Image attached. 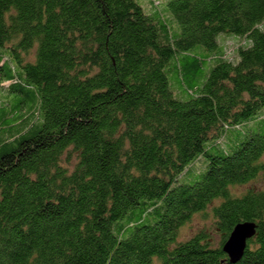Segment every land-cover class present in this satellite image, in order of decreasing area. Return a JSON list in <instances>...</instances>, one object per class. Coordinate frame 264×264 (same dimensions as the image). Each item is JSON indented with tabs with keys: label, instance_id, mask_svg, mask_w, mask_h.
<instances>
[{
	"label": "trees",
	"instance_id": "obj_1",
	"mask_svg": "<svg viewBox=\"0 0 264 264\" xmlns=\"http://www.w3.org/2000/svg\"><path fill=\"white\" fill-rule=\"evenodd\" d=\"M147 1L0 0V264H264V0Z\"/></svg>",
	"mask_w": 264,
	"mask_h": 264
},
{
	"label": "rangeland",
	"instance_id": "obj_2",
	"mask_svg": "<svg viewBox=\"0 0 264 264\" xmlns=\"http://www.w3.org/2000/svg\"><path fill=\"white\" fill-rule=\"evenodd\" d=\"M144 3L148 8L150 7L149 1L144 0ZM174 25H175V28H174L175 34L174 35L177 36V32L180 31V26L176 20H174ZM237 39H239V35H236V34H228V33L219 34V36H218V41L220 43L219 53L223 52V50H224V48L222 46L223 43H224V45L226 44L227 51H229L233 47H237L239 44H241L242 40L240 39L239 41H237ZM198 52H205V51H201V49H198ZM34 59H35V50H31L30 54L27 56V60L28 61H34ZM9 83L10 82H4L3 83L5 86V89H7ZM18 97L19 98L14 99V102L11 100L12 104L17 105L20 101L24 100L23 96L18 95ZM0 99H3V96H0ZM26 103L27 104L24 105L25 110L30 108L32 105L31 101H27ZM261 114H264V109L262 110ZM247 126L248 125H246V124H242L241 129L246 130ZM234 132H235V130L230 131L229 135L231 136L232 133H234ZM229 135H228L227 142H230V140H231ZM68 155H69L68 152L64 155V162L67 160ZM70 160H71L72 164H74L77 161V158H76L74 152L71 153ZM202 162H203V160H202ZM199 172H200L199 169L194 168L191 171L189 178L190 177L192 178L194 175H196ZM187 182H189V181H187ZM248 188L263 189L264 188V175H262L259 179L253 181L252 183H249L248 185L239 186L237 191L242 193V192H245ZM210 212H211V209L209 208L208 213H210ZM202 230H207L210 232V234L212 235L213 241H214V245L217 246L220 244L221 235L213 226L212 216H208V214L206 216H204L202 214H196L190 222H188L184 227H182V229L180 230V233H179L178 242H183V241L191 238L192 236H194L195 234H197L198 232H200Z\"/></svg>",
	"mask_w": 264,
	"mask_h": 264
},
{
	"label": "water",
	"instance_id": "obj_3",
	"mask_svg": "<svg viewBox=\"0 0 264 264\" xmlns=\"http://www.w3.org/2000/svg\"><path fill=\"white\" fill-rule=\"evenodd\" d=\"M256 228L257 225L253 222H243L235 226L223 247L232 262L242 258L248 240L256 234Z\"/></svg>",
	"mask_w": 264,
	"mask_h": 264
}]
</instances>
